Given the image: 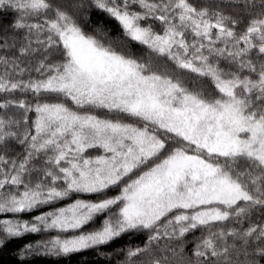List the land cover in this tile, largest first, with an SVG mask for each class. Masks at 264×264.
<instances>
[{
	"label": "snow or ice",
	"instance_id": "snow-or-ice-1",
	"mask_svg": "<svg viewBox=\"0 0 264 264\" xmlns=\"http://www.w3.org/2000/svg\"><path fill=\"white\" fill-rule=\"evenodd\" d=\"M88 5L118 22L125 42L208 78L214 91L189 88L133 55L126 43L113 42L103 28L86 31L83 0H0V8L21 14L13 27L28 32L18 48L0 42V49L19 54L0 55V93L36 97L34 103L0 102V109L23 110L21 119L0 116V144L15 138L26 145L19 160L0 155V213L30 212L75 194L94 196L37 215L36 223L2 220L3 232H38L37 223L79 230L103 213L100 228L56 237L51 248L67 254L146 231L147 242L128 248L125 264L264 262V223L239 230L224 225L264 209V0L241 32L234 30L239 21L218 6L192 0ZM244 7L257 4L244 0ZM33 17L43 22H25ZM34 44L44 53L32 69L39 75L23 79L29 69L19 57L39 52ZM29 112L35 113L32 121ZM40 157L44 166L36 169L31 162ZM197 230L207 235L189 256L182 238Z\"/></svg>",
	"mask_w": 264,
	"mask_h": 264
},
{
	"label": "trees",
	"instance_id": "trees-1",
	"mask_svg": "<svg viewBox=\"0 0 264 264\" xmlns=\"http://www.w3.org/2000/svg\"><path fill=\"white\" fill-rule=\"evenodd\" d=\"M85 4V11L82 13L81 20L85 30L88 32H94L98 28H103L107 31L109 38L117 43H126L127 49L136 57L142 58L144 61L151 60L155 65L161 69H167L171 74L180 77L191 89H204L209 93L214 91V86L211 81L205 77H197L196 74L188 73L185 70L176 68L171 61H166L163 58L157 59L155 54L149 52V50L135 42H125L122 30L114 19H110L106 13L95 9L93 6L88 5V0H83ZM194 4L207 6L209 4L218 6L220 10L227 16H231L237 19L239 22L235 25L234 30L241 32L245 29L246 18L251 19L253 15L260 11V0H255L257 7L255 9L244 7V0H192ZM20 13L10 7L5 6L0 8V42L7 41L8 44L19 45L24 43V38L28 35L27 29H15L14 23L20 18ZM27 23L43 22V17L25 18ZM44 37L41 36V39ZM223 46V45H221ZM34 48H39L40 51L34 54L19 57L21 67L29 69L25 72L23 79H28L29 76L37 78L39 74L35 73L32 69L38 61L42 58L43 48L34 44ZM0 55H19L18 51L11 48L0 49ZM257 64H259V58L256 56L255 50L250 54ZM49 59H55L53 56H49ZM220 66L227 68V61L221 60ZM232 70H235L234 67ZM4 72V67L0 65V74ZM246 74V73H244ZM5 99H23L29 103H34L36 97L31 92H21L17 90L11 94L0 93V102ZM52 102H55L54 100ZM23 110L17 108L15 105L9 106L7 109H0V116H5L21 119ZM96 114L100 116H107L112 118L114 114H108L104 110H96ZM28 117L30 121L35 119V113L29 112ZM127 122H134L133 118H124ZM13 131H16L14 128ZM22 131V129H21ZM26 145L20 144L15 138H10L6 144H0V155H5L10 159L19 160L25 153ZM97 154V153H93ZM31 165H34L36 169H40L44 166V158L40 157L37 160H33ZM36 178V173H33L30 177ZM118 190L109 192V195H114ZM88 199L94 198L92 194H75L71 197L65 198L63 201H54L50 205H41L30 212L24 213H0V221L8 219L13 221H27L29 224L36 223L35 217L37 215L46 214L49 211H55L59 207H65L70 203H73L75 199ZM105 214H98L92 222L84 226L79 230H68L67 232L61 231L55 228H45L42 224L37 223L40 228L38 232H24L19 236H8L4 233L2 226H0V264H125L126 252L130 247L143 246L147 242V232L135 233V234H122L121 237L115 238L105 245L93 246L80 251L69 252L67 254L53 250L50 245V241L59 237L60 239H70L75 235L86 233L88 231L98 229L102 226V222L106 219ZM264 223V209L256 207L252 209L247 217H243L237 222L233 219L230 222H224L227 228L242 229L247 228L251 224ZM202 235H207L206 231H193L188 234L182 240L184 241L185 252L187 255H192V249L198 242ZM165 242L161 241L163 246ZM228 243H232L229 239ZM254 243H259L255 241ZM45 245H48L45 247ZM147 256L142 257V261H146ZM264 264V262H260Z\"/></svg>",
	"mask_w": 264,
	"mask_h": 264
}]
</instances>
